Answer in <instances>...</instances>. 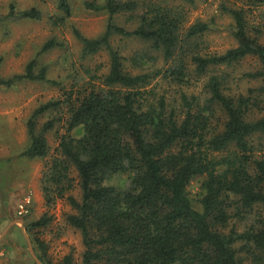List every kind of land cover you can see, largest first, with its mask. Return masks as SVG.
Listing matches in <instances>:
<instances>
[{
    "label": "trees",
    "instance_id": "1",
    "mask_svg": "<svg viewBox=\"0 0 264 264\" xmlns=\"http://www.w3.org/2000/svg\"><path fill=\"white\" fill-rule=\"evenodd\" d=\"M90 6L108 14L105 31L97 37L76 27L74 32L83 57L108 53L109 71L40 104L27 119L28 142L19 153L48 157L47 134L64 121L42 188L48 205L67 197L76 210L67 221L82 235V264H264V155L256 140L264 133V0L221 4L233 19L237 45L213 54L202 51L210 23L186 26L182 6L149 0ZM58 9L62 13L52 21L59 26L72 13L70 0H59ZM128 12L138 20L132 30L117 22ZM40 17L37 7L11 4L0 24ZM118 35L147 46L130 57L131 69L115 44ZM59 44L49 39L23 73L0 77V88L22 80L56 83L40 55ZM159 57L169 66L151 68ZM247 57L256 58L258 67L243 75L259 84L236 91L227 68ZM202 77V91L189 92L193 78ZM64 108L67 118L60 114ZM74 172L80 200L69 194ZM117 174H127L129 185L109 184ZM199 177L193 196L190 186ZM50 221L43 215L26 223L39 257L46 264H76L70 253L50 260L35 234Z\"/></svg>",
    "mask_w": 264,
    "mask_h": 264
},
{
    "label": "rangeland",
    "instance_id": "2",
    "mask_svg": "<svg viewBox=\"0 0 264 264\" xmlns=\"http://www.w3.org/2000/svg\"><path fill=\"white\" fill-rule=\"evenodd\" d=\"M104 1L70 0L72 13L64 24L58 26L53 23L52 17L62 13L58 9L59 0H0V15L7 14L11 4L18 10L37 7L41 11V17L37 20L14 19L0 24V77L8 78L23 73L26 64L41 51L49 39L56 38L63 42L40 55L41 62L48 66V78L56 83L22 80L13 87L0 88V264H38L30 253L22 225L39 257L26 223L43 215L51 217V221L45 227L36 229L35 234L45 241L50 260L58 262L70 253L76 264H82V235L67 221V216L76 210L67 197L58 198L48 205L42 188L43 170L55 154L59 136L65 132L64 121L47 134L51 146L48 157L30 159L20 157L19 153L28 142L27 119L40 104L63 97L64 91L70 89L72 84H86L91 79L98 82L92 76H101L109 71L108 53L100 51L83 57L82 44L74 32L76 27L87 37H97L105 31L108 14L103 9L90 6ZM149 1L184 7L186 26L198 20L209 22L210 29L202 38L204 53H223L237 45L232 33L233 19L221 11V4L227 0H196L193 5L183 0ZM137 13L138 10L135 14ZM117 22L132 30L137 26L138 20L128 12L117 16ZM114 39L122 55L126 57V65L131 69L130 57L145 50L146 44L135 37L124 38L118 35ZM149 64L151 68L169 66L162 57L155 64ZM256 67V58L247 57L227 68L236 91L245 92L249 87L259 84L258 80H251L243 75ZM137 71L134 69V72ZM206 79L193 78V85L188 91L201 92ZM60 114L63 118L68 117L66 108ZM48 116L49 113L41 116L39 123L46 122ZM256 140L262 147L259 152L264 155V133L258 134ZM73 176L76 181L69 194L80 200L82 191L77 173L74 172ZM202 181L203 177H199L192 182L190 190L193 196L198 192ZM129 182L127 174H117L108 180L109 184L120 187L128 186ZM39 259L46 264L40 257Z\"/></svg>",
    "mask_w": 264,
    "mask_h": 264
},
{
    "label": "water",
    "instance_id": "3",
    "mask_svg": "<svg viewBox=\"0 0 264 264\" xmlns=\"http://www.w3.org/2000/svg\"><path fill=\"white\" fill-rule=\"evenodd\" d=\"M11 224H13V223H11ZM11 226V225H10ZM9 226V227H10ZM9 227L7 228V229H9ZM22 228H23V232H24V236L26 237V239H27V241H28V245H29V249H30V253H31V255L33 256V258L36 260V262L38 263V264H44L40 259H39V257L36 255V253H35V250H34V247H33V244H32V241H31V239H30V236L28 235V233H27V231H26V229H25V227L22 225Z\"/></svg>",
    "mask_w": 264,
    "mask_h": 264
}]
</instances>
